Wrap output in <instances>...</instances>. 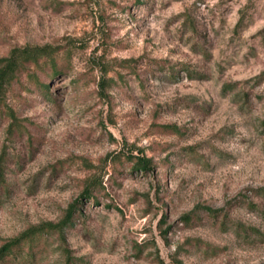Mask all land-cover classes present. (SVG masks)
<instances>
[{
	"label": "rangeland",
	"instance_id": "374dc122",
	"mask_svg": "<svg viewBox=\"0 0 264 264\" xmlns=\"http://www.w3.org/2000/svg\"><path fill=\"white\" fill-rule=\"evenodd\" d=\"M26 235L3 264H264V0H0V249Z\"/></svg>",
	"mask_w": 264,
	"mask_h": 264
},
{
	"label": "trees",
	"instance_id": "16d2710c",
	"mask_svg": "<svg viewBox=\"0 0 264 264\" xmlns=\"http://www.w3.org/2000/svg\"><path fill=\"white\" fill-rule=\"evenodd\" d=\"M41 54L37 53L36 57H40ZM45 89H49V87L45 86ZM142 166V170L146 171L147 170V165L145 164H141ZM218 212H213V214H217ZM74 217V212H70L68 217H67V223H65L64 225L67 226L68 224L72 223ZM64 225H60V226H54L53 228L55 230H61L62 228H64ZM34 237L30 236V235H26L21 237L18 240H14L8 244H6L5 246H3L0 249V264H3L4 262L7 261V259L14 253L15 249L20 247L22 245V243H24L25 241L29 240V239H33Z\"/></svg>",
	"mask_w": 264,
	"mask_h": 264
}]
</instances>
